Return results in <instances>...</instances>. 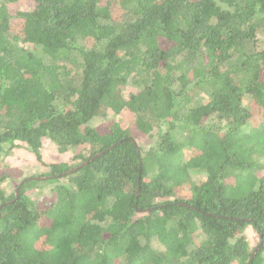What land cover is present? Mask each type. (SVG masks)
I'll return each mask as SVG.
<instances>
[{"label":"trees","instance_id":"obj_1","mask_svg":"<svg viewBox=\"0 0 264 264\" xmlns=\"http://www.w3.org/2000/svg\"><path fill=\"white\" fill-rule=\"evenodd\" d=\"M17 1L0 0V155L50 179L15 199L0 176V264H264V0ZM108 111L153 144L90 126ZM44 139L73 165L44 163Z\"/></svg>","mask_w":264,"mask_h":264},{"label":"rangeland","instance_id":"obj_2","mask_svg":"<svg viewBox=\"0 0 264 264\" xmlns=\"http://www.w3.org/2000/svg\"><path fill=\"white\" fill-rule=\"evenodd\" d=\"M34 8V3L31 0H19L14 4L8 6L10 13L15 14L17 11H30ZM17 24L21 21L17 19ZM257 50H264V33L258 32L256 34ZM261 79L264 81V68L261 71ZM261 120L260 115L254 114L250 119L252 125L257 124ZM112 122H117L123 127L127 128L135 140V142L143 147H148L153 144V139L142 138V135L134 128L131 117L126 113L113 114L108 111L104 118H94L90 126L97 128L99 131H107L108 125ZM77 149H71L64 154H60L57 148L48 140L44 139L42 142V156L43 162L50 163H66L73 165L72 158L78 153ZM48 172V168L36 161L34 156L25 149L8 150L6 147L3 154L0 155V176H5L2 187L7 195H11L16 187L23 180L35 177H41ZM34 199L38 208H47L54 202L53 185L41 183L26 192ZM249 247L256 248L259 243L255 233L248 232ZM253 249V250H254ZM252 250V252H253ZM264 260V253L262 254Z\"/></svg>","mask_w":264,"mask_h":264},{"label":"water","instance_id":"obj_3","mask_svg":"<svg viewBox=\"0 0 264 264\" xmlns=\"http://www.w3.org/2000/svg\"><path fill=\"white\" fill-rule=\"evenodd\" d=\"M113 146H114V145H113ZM110 148H111V147H110ZM110 148H109L108 150H110ZM108 150H107V151H108ZM100 154H101V153L95 155L94 158L97 157V156H99ZM90 160H91V159H88L87 161L82 162V163L79 164L78 166L73 167L72 169L68 170L66 173H67V174L72 173L73 171H75V170L81 168L83 165L87 164ZM139 167H140V162H139ZM30 179H32V180H34V181H46V180H49L50 177H44V176H43V177H35V178H29V179L23 180L21 183H19V185L16 187V189H15V191H14L15 199H17V197H18L19 189H20V187L22 186V184H23L25 181L30 180ZM15 199H14V200H15ZM13 202H14V201L12 200V201H8V202H6L5 204H11V203H13ZM0 207H1V206H0ZM261 244H262V243L260 242L259 245L253 250V252H252V256H251V260L253 259L255 253L257 252V250L259 249V247L261 246Z\"/></svg>","mask_w":264,"mask_h":264}]
</instances>
